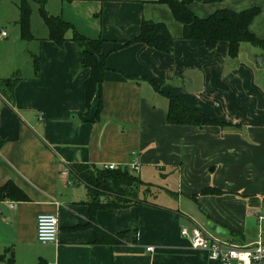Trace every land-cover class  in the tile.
I'll list each match as a JSON object with an SVG mask.
<instances>
[{"label":"crops","instance_id":"crops-1","mask_svg":"<svg viewBox=\"0 0 264 264\" xmlns=\"http://www.w3.org/2000/svg\"><path fill=\"white\" fill-rule=\"evenodd\" d=\"M8 1L15 9L0 14V27L18 28L10 35L1 30L7 35H0V79H18L12 88L0 85V187L10 180L28 197L4 199L11 226L5 243L16 247L15 264H218L193 249L181 229L219 236L214 224L226 231L220 237L237 245L257 238L254 213L264 211L261 47L241 43L231 58L225 41L209 50L203 41L185 40L183 25L159 0H47L48 14L73 26L59 47L48 38L35 0L29 2L40 21L31 15L33 38L23 40L18 0ZM188 7L201 18L255 7L249 30L264 40V0H191ZM143 20L165 24L175 38L171 53L133 42ZM73 30L103 40L100 110L97 94L85 104L89 69L81 65L83 47ZM149 80L224 126L168 124V100ZM135 161L137 172L129 169ZM74 163L127 167L142 183L139 202L100 209L91 221L87 188L69 171ZM42 213L57 216L54 243L36 240ZM96 227L122 233L121 242H97Z\"/></svg>","mask_w":264,"mask_h":264},{"label":"trees","instance_id":"trees-1","mask_svg":"<svg viewBox=\"0 0 264 264\" xmlns=\"http://www.w3.org/2000/svg\"><path fill=\"white\" fill-rule=\"evenodd\" d=\"M39 6V13L49 30L48 38L61 47L67 39L66 33L73 26L64 21L60 16L47 13L45 3L47 0H35ZM71 2L74 0H63ZM191 0H159L167 4L176 20L183 25L182 38L185 40L203 41L209 50L225 41L228 43V55L237 57L241 43L247 42L259 46L264 51V40L258 39L249 30L251 20L258 14L255 7L240 12L228 9L217 10L206 18L195 15L188 7ZM205 3L222 0H199ZM20 18L18 21L20 36L23 40L33 38L31 33L32 7L29 0H18ZM73 40L83 47L81 65L89 69V75L84 83L85 104L98 95V110L101 108L100 88L106 70L105 60L107 54L102 51L101 38L86 37L73 30ZM133 42L142 43L162 53H171L175 46V38L170 34L163 23L143 20L140 33ZM129 43H126L127 45ZM33 68L39 71V58L33 55ZM17 77L0 79V85L12 88L17 82ZM153 88L168 100L167 123L171 125H219L224 123L211 117L202 110L189 106L184 100L170 92L161 91L159 85L149 80ZM71 174L82 182L89 195L90 220L100 209L128 207L139 202L135 185H142L138 177L124 168H99L85 163H74L69 166ZM5 195V198H4ZM27 201V195L12 181H7L0 187V200ZM122 233L109 234L96 227V241L107 244L121 242ZM0 264H15L14 252L7 248L0 257ZM38 264H43L41 261Z\"/></svg>","mask_w":264,"mask_h":264},{"label":"built area","instance_id":"built-area-1","mask_svg":"<svg viewBox=\"0 0 264 264\" xmlns=\"http://www.w3.org/2000/svg\"><path fill=\"white\" fill-rule=\"evenodd\" d=\"M7 35L5 31L1 34ZM109 169H115L113 164L107 165ZM131 171L137 172L139 165L135 161L129 165ZM65 171L64 173H66ZM10 206L12 207L11 203ZM257 219L259 231L257 238L251 243L237 245L226 239L206 233L199 227H195L190 233L186 227L181 229L183 236H190L193 249L203 250L208 258L218 264H264V211L254 213ZM58 219L54 214L42 213L36 217V240L41 244L54 243L58 236ZM148 251L153 247H147Z\"/></svg>","mask_w":264,"mask_h":264},{"label":"rangeland","instance_id":"rangeland-1","mask_svg":"<svg viewBox=\"0 0 264 264\" xmlns=\"http://www.w3.org/2000/svg\"><path fill=\"white\" fill-rule=\"evenodd\" d=\"M31 6L33 8V13L31 14L32 17L35 20H39L40 21V17H39V14L37 12L36 4L35 3H31ZM13 9H15V7L12 6V4L8 0H0V14L2 15V18L7 17L4 13H6L9 10H13ZM15 27L17 29L18 25L15 26L13 23H11L10 25H8V23L3 24L0 27V35L2 34L1 30H5L10 35L11 34V32H10L11 30L10 29H13ZM0 41H3L2 37H0ZM136 175L138 176V174H136ZM139 186L135 185L134 189L137 191ZM137 198H138V195H137ZM146 199L153 200V197L148 194L146 196ZM9 212H10V208H9L8 202L4 201V199L0 200V257H1V255L3 254V252L7 248L11 249L14 253H15V249H16V247H14L13 245H6V243H5V241H8L7 236L11 233V231H10L11 230V228H10L11 226L7 222V218L10 216Z\"/></svg>","mask_w":264,"mask_h":264},{"label":"water","instance_id":"water-1","mask_svg":"<svg viewBox=\"0 0 264 264\" xmlns=\"http://www.w3.org/2000/svg\"><path fill=\"white\" fill-rule=\"evenodd\" d=\"M260 61H261V58H260ZM258 64H260V62H258ZM4 198H5V195H4ZM210 228L214 230L215 233L218 234L219 236L226 237V231L223 228L216 226L214 224L210 225Z\"/></svg>","mask_w":264,"mask_h":264}]
</instances>
